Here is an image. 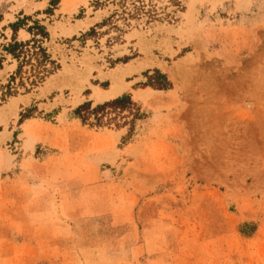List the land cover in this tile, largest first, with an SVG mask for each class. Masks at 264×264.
Here are the masks:
<instances>
[{"label": "rangeland", "instance_id": "obj_1", "mask_svg": "<svg viewBox=\"0 0 264 264\" xmlns=\"http://www.w3.org/2000/svg\"><path fill=\"white\" fill-rule=\"evenodd\" d=\"M59 2L0 84V264H264V0ZM128 64L139 115L82 121Z\"/></svg>", "mask_w": 264, "mask_h": 264}, {"label": "trees", "instance_id": "obj_2", "mask_svg": "<svg viewBox=\"0 0 264 264\" xmlns=\"http://www.w3.org/2000/svg\"><path fill=\"white\" fill-rule=\"evenodd\" d=\"M121 6L124 7L123 12L125 13V5L121 4ZM138 9L140 8L138 7ZM24 19H27V17H24ZM19 22L23 23L21 20ZM27 30L32 35L30 39L26 41H12L4 48L17 60V69L10 76V81L5 87L6 92L3 93L4 96L12 94L10 82H13L15 76L22 72L23 66L29 65V76L27 79L31 78L30 84L32 85L42 82L46 76L52 74L59 67L43 45V42L49 38L46 26L40 24L38 21H34L33 25L27 26ZM164 77L163 86L168 84L166 76ZM124 110L131 112L134 116L139 115V109L129 94H122L103 103H98L94 107L90 101L84 102L75 109V113L84 122L89 121L90 117L94 115L95 121L100 123L104 115L109 113V111L120 113Z\"/></svg>", "mask_w": 264, "mask_h": 264}, {"label": "crops", "instance_id": "obj_3", "mask_svg": "<svg viewBox=\"0 0 264 264\" xmlns=\"http://www.w3.org/2000/svg\"><path fill=\"white\" fill-rule=\"evenodd\" d=\"M2 1L6 2V7L0 13V84L8 81L10 76L13 75L17 69V60L4 49L5 46H7L12 41H26L30 39L32 35L27 30V26L32 25L33 21H38L40 24L46 26V29L49 33V38L43 42V45L47 48V51L50 52L47 45L51 37V31L48 28V23L45 21L44 17L46 16V13L50 15L53 14L52 12L49 13L44 11L45 7L49 5L51 0ZM63 1L66 0H60L59 7L54 9V12H57V16L62 13L61 5L63 4ZM24 17H27V19L24 20L25 22L18 23V21L24 19ZM78 21H82V19H77L72 24L77 25ZM86 29L88 28L79 27L76 28V32L79 33L80 31H86ZM76 32H72V35L76 34ZM122 93L123 90L118 95Z\"/></svg>", "mask_w": 264, "mask_h": 264}, {"label": "bare ground", "instance_id": "obj_4", "mask_svg": "<svg viewBox=\"0 0 264 264\" xmlns=\"http://www.w3.org/2000/svg\"><path fill=\"white\" fill-rule=\"evenodd\" d=\"M82 1H85V0H82ZM134 69H136V67H134L132 64H128L127 68H123L120 65L113 68L112 69L113 70L112 74L114 76L113 83L107 89L99 90L96 92L94 91L95 92L94 96L96 97V99L97 100H104V99H109L110 97H114V96L118 95L124 89V86H125V84H123L122 76L125 73H129V72L133 71ZM171 74L173 77L174 72L172 70H171ZM16 103H17V98H13V99L11 98V102H9L8 105H9V107H11V109H14L16 107Z\"/></svg>", "mask_w": 264, "mask_h": 264}]
</instances>
